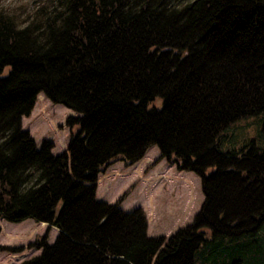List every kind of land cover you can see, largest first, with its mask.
I'll return each instance as SVG.
<instances>
[{
    "label": "trees",
    "instance_id": "1",
    "mask_svg": "<svg viewBox=\"0 0 264 264\" xmlns=\"http://www.w3.org/2000/svg\"><path fill=\"white\" fill-rule=\"evenodd\" d=\"M44 1L0 8V216L58 228L20 264H264V0ZM39 92L74 112L60 152L22 127ZM152 144L201 178L167 238L95 193Z\"/></svg>",
    "mask_w": 264,
    "mask_h": 264
},
{
    "label": "rangeland",
    "instance_id": "2",
    "mask_svg": "<svg viewBox=\"0 0 264 264\" xmlns=\"http://www.w3.org/2000/svg\"><path fill=\"white\" fill-rule=\"evenodd\" d=\"M41 1L0 0V8L23 20ZM70 112L64 104L52 102L39 92L30 113L22 116V127L29 130L37 145L42 139H49L53 142L52 151L60 152L68 141L69 126L65 124V117ZM95 193L101 200H118L123 210L139 207L144 212L147 233L163 234L166 238L177 226L190 222L203 198L200 176L161 157L155 144L134 162L115 158L105 164L96 179ZM46 229L47 241L51 242L58 232L56 226L32 217L9 221L0 216V264H20L38 254L41 248L30 242L37 240Z\"/></svg>",
    "mask_w": 264,
    "mask_h": 264
},
{
    "label": "water",
    "instance_id": "3",
    "mask_svg": "<svg viewBox=\"0 0 264 264\" xmlns=\"http://www.w3.org/2000/svg\"><path fill=\"white\" fill-rule=\"evenodd\" d=\"M70 113H72V112H70Z\"/></svg>",
    "mask_w": 264,
    "mask_h": 264
}]
</instances>
